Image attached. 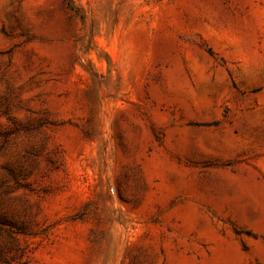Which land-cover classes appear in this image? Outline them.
Segmentation results:
<instances>
[{
  "label": "rangeland",
  "instance_id": "374dc122",
  "mask_svg": "<svg viewBox=\"0 0 264 264\" xmlns=\"http://www.w3.org/2000/svg\"><path fill=\"white\" fill-rule=\"evenodd\" d=\"M0 264H264V0H0Z\"/></svg>",
  "mask_w": 264,
  "mask_h": 264
}]
</instances>
